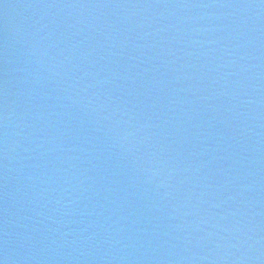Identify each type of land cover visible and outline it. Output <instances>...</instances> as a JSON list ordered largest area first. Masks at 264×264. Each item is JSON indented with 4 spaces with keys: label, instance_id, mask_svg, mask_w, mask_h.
Instances as JSON below:
<instances>
[{
    "label": "water",
    "instance_id": "95a60500",
    "mask_svg": "<svg viewBox=\"0 0 264 264\" xmlns=\"http://www.w3.org/2000/svg\"><path fill=\"white\" fill-rule=\"evenodd\" d=\"M0 261L264 264V0H0Z\"/></svg>",
    "mask_w": 264,
    "mask_h": 264
},
{
    "label": "clouds",
    "instance_id": "9594fccd",
    "mask_svg": "<svg viewBox=\"0 0 264 264\" xmlns=\"http://www.w3.org/2000/svg\"><path fill=\"white\" fill-rule=\"evenodd\" d=\"M5 119H6V117H5ZM0 264H3V262H2V261H0Z\"/></svg>",
    "mask_w": 264,
    "mask_h": 264
}]
</instances>
